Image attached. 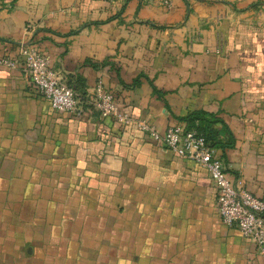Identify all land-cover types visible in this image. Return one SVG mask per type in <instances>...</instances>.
Returning a JSON list of instances; mask_svg holds the SVG:
<instances>
[{"label": "crops", "instance_id": "1", "mask_svg": "<svg viewBox=\"0 0 264 264\" xmlns=\"http://www.w3.org/2000/svg\"><path fill=\"white\" fill-rule=\"evenodd\" d=\"M22 44L90 102L59 111L0 64V264H264L203 167L93 104L101 81L162 134L206 127L264 199V0H0V59Z\"/></svg>", "mask_w": 264, "mask_h": 264}, {"label": "built area", "instance_id": "2", "mask_svg": "<svg viewBox=\"0 0 264 264\" xmlns=\"http://www.w3.org/2000/svg\"><path fill=\"white\" fill-rule=\"evenodd\" d=\"M0 64L22 68L39 93L59 111L78 112L90 102L87 95L79 93L61 72L50 65L45 52L22 44L17 55L2 57ZM93 104L103 117H113L125 124L136 123L155 140L164 142L175 154L194 160L203 167L217 186L218 211L223 223L238 229L264 255V199L232 183L223 160L203 133L188 126L174 125L162 134L146 119H134L121 111L115 95L105 91L101 81L95 87Z\"/></svg>", "mask_w": 264, "mask_h": 264}, {"label": "trees", "instance_id": "3", "mask_svg": "<svg viewBox=\"0 0 264 264\" xmlns=\"http://www.w3.org/2000/svg\"><path fill=\"white\" fill-rule=\"evenodd\" d=\"M72 85V84H71ZM74 86V85H73ZM74 88L76 89V87L74 86ZM77 90V89H76ZM78 91V90H77ZM79 93H81L82 95H86L85 92H81V91H78ZM189 128H193V129H196L198 130L200 133H203L205 135V137L207 138V141L209 142V144L211 146L214 147V144L212 142V133L209 129H207L206 127H203L202 125H198V124H194V125H190L188 126ZM211 142V143H210Z\"/></svg>", "mask_w": 264, "mask_h": 264}]
</instances>
